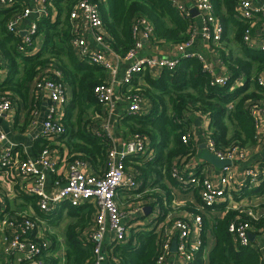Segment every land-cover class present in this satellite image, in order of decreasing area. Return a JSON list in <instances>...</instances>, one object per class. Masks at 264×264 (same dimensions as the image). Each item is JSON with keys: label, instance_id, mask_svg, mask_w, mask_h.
I'll list each match as a JSON object with an SVG mask.
<instances>
[{"label": "trees", "instance_id": "obj_1", "mask_svg": "<svg viewBox=\"0 0 264 264\" xmlns=\"http://www.w3.org/2000/svg\"><path fill=\"white\" fill-rule=\"evenodd\" d=\"M79 1L52 0L48 7L49 15L35 21L34 47L27 48L24 53L18 49L22 44L21 35L8 30L9 23L24 12V2L17 0L10 7L0 4V54L6 72V79L0 84V96L10 99L13 105H26L33 84L47 76L55 77L52 71H58L66 95L70 91L62 118L65 133L55 140L63 155L60 165L82 160L100 174L114 144L103 129V123L106 124L109 118L108 113L94 91L106 83L108 71L100 65L79 59L72 47L74 34L70 13ZM88 1L98 4L106 31L105 42L120 58H124L135 45L133 26L137 18H145L151 24L153 34L150 43L155 46L166 44L175 48L187 42L195 25L196 17H183L169 0ZM209 1L215 17L223 26L222 40L213 47H217L226 69L224 73L230 78L226 86L212 85L213 78L206 71L203 61L178 55L175 57L178 64L174 69L163 68L157 75L147 69L135 77L131 86L119 87L123 99L131 95L142 97L144 110L120 115L117 131L123 132L125 142L136 135L146 138L148 149L153 152L150 160L137 157L126 162L127 168L137 173L140 181V187L127 194L126 201L146 203L150 200L147 205L154 211L158 208L161 211L159 219L164 222L174 201L172 190L164 183L166 180L184 193L192 192L197 205L200 204L199 208L192 204L186 206L203 218L202 247L190 264H264L263 252L256 243L244 247L230 232L232 224L239 226L250 223L255 235L264 233V174L259 175V187L247 186L241 189L242 192L233 193L236 202L245 197L258 200L261 216L257 221L248 215L246 207L228 208L229 200L212 209H203L199 189L179 185L171 174L172 169L178 167L183 176L189 179L191 172L184 171L186 164L201 155L194 142V131H191L195 118L206 119L208 126L203 131H208V137L218 150H247L257 144L255 121L250 108L261 102L264 107V88L258 83V78L264 74V52L244 43L246 32L256 30L252 21L239 19L237 7L240 0ZM50 9L57 12L55 17ZM211 64L213 66V62ZM213 68L214 72L218 71ZM236 81L241 85L233 88ZM186 136L190 140L184 143L183 137ZM52 144L41 139L37 144L38 154L49 146L53 147ZM62 144L69 151L67 155ZM17 151L16 148L13 153L18 154ZM19 159L22 161L26 158ZM8 169L0 166V170ZM196 176L203 179L200 173ZM149 177L151 182H148ZM147 187L150 193L144 192ZM24 200L37 207L38 197H24ZM36 210L40 219L53 225H57L66 210L71 222L67 224L64 236L63 264H87L92 261L93 245L83 237V232L92 225L95 210L91 206L75 208L63 203L52 215H43L38 208ZM138 230H132L131 240L127 244H119L115 248L116 264L156 263L163 231H147L148 226L143 231ZM49 239L52 245L42 258L46 264H61V259L54 255L59 248L57 237L49 236ZM209 240H212L213 247L207 253ZM109 264L115 263L110 261Z\"/></svg>", "mask_w": 264, "mask_h": 264}, {"label": "built area", "instance_id": "obj_2", "mask_svg": "<svg viewBox=\"0 0 264 264\" xmlns=\"http://www.w3.org/2000/svg\"><path fill=\"white\" fill-rule=\"evenodd\" d=\"M15 1L17 0H0V4L10 7ZM34 1L42 8L39 11V18L47 17L49 15L48 7L51 6L52 0ZM169 1L183 17L190 18L192 10H196V18L201 25L203 39L208 44L218 46L223 37V26L215 17L213 6L209 0ZM237 13L240 20L252 21L253 26L261 23L260 26H257L256 33L250 30L246 32L244 43L264 52V0L261 3H254V0H240ZM30 14V8L25 6L22 15L13 19L8 25L10 32L21 35L22 44L18 49L22 53L27 48H33L35 43L33 37L37 31L36 22H33L27 29H17L18 24ZM70 22L74 34L72 47L79 59L100 65L108 71L106 83L96 87L94 94L97 100L105 106L109 116L115 108L114 96L117 88L131 86L135 77L147 69L157 75L163 68L174 69L178 64L175 58L139 57L145 47L144 42H150L152 39L153 28L145 18H137L133 26L134 47L124 58L115 54L116 58L127 65L123 78L118 81L117 69L113 62L103 52L93 51L87 39L81 35V30L87 31L99 45H107L105 42L106 31L98 4L88 0L79 1L70 13ZM196 33L193 25L190 39L175 47L178 55L186 58L196 57L203 61L206 71L213 78L212 85L226 86L230 79L228 74L217 75L211 62L203 55L193 51L194 44H196ZM4 70V62L0 54V73ZM52 73L55 77L47 76L37 80L35 90L39 98H47L51 104L39 138L52 142L53 147L49 146L43 149L35 158L28 157L21 161L18 154L13 153L15 148L4 147L6 138L0 131V166L8 167L13 171L21 184V192L38 197V209L43 215H52L63 203H69L75 208L88 205L95 210L92 225L83 232V237L93 245V259L87 264H109L110 261L116 264L115 248L119 244L125 245L131 240V228L139 222L144 226L143 229L148 226L147 231L155 230L156 233L163 231L160 254L155 264H167L171 257L176 258L175 264H190L194 255L202 247L203 218L201 214L190 213L185 219L167 217L166 223L158 224L156 220L161 213L158 208L154 211L150 221L146 222V220H140L145 214L147 206L145 202L134 203L133 209L127 215L121 211L117 202L120 191L127 195L140 187L138 174L128 169L126 162L137 157H146V160L152 158L153 152L149 151V142L146 138L136 135L119 145L107 132L114 146L108 153L103 172L100 174L86 173L89 166L82 160H75L64 166L65 168H61L60 163L63 161V155L55 140L65 133L62 118L66 103V89L61 82V74L58 71H52ZM258 83L264 88V74L260 75ZM240 85V82L236 81L232 87L236 86L235 88H237ZM125 100L129 102L128 113L136 114L144 110V99L139 95L128 96ZM13 106L10 99L0 96V118L12 114ZM250 113L255 121L258 141L260 133L264 129L262 102L251 106ZM105 125V130L108 131V121ZM206 134L207 152L221 161L230 162V165L221 168L218 179L216 181L210 179L206 172L203 179H199L192 172L187 179L178 167H174L171 174L179 185L194 186L199 189L203 209H212L230 201L232 190L241 191L247 186L250 188L259 187L261 184L259 175L264 174V160L255 161L244 169L242 175H238L235 168L238 163L247 161V150L240 148L231 151L218 150L214 141L208 137V131ZM189 140L188 136L183 137L184 143ZM60 169L66 171L64 182L59 180L53 182L54 187L47 191L46 185L49 178L61 175ZM248 215L255 221L259 218L253 211H249ZM47 228L41 223L38 216L17 211L14 214L7 213L4 196L0 193V233L5 236L3 252L8 257V264H12L14 261L18 264H46L42 257L52 245L47 235L49 232ZM230 232L236 236V241L244 247L254 243L250 238V235L254 233V227L250 223H243L239 226L232 224ZM174 242L177 245L175 255L172 250Z\"/></svg>", "mask_w": 264, "mask_h": 264}, {"label": "crops", "instance_id": "obj_3", "mask_svg": "<svg viewBox=\"0 0 264 264\" xmlns=\"http://www.w3.org/2000/svg\"><path fill=\"white\" fill-rule=\"evenodd\" d=\"M20 1H23L25 6L27 8H30L31 10L30 16L23 19L17 26V29L24 30V29H27L33 22H35L40 17L39 11L42 8L34 0H20ZM261 2L262 0H254V3H261ZM51 11H52L53 17H55V15H57V12L54 9ZM260 25L261 23H258L255 26V30H256L255 33L258 31L256 29L257 26H260ZM194 27L197 33H196V41H195L196 44H194L195 46H194L193 51L203 55L211 63L213 62V66L218 69V71L216 72L217 75L223 74L226 69L224 68V64L220 59V55L218 53L217 47H213L212 44H208L203 39L202 28L197 18H195ZM81 33H82L81 35L87 39L93 51L103 52L107 56V58H109L113 62L114 66L117 69V80L120 81L125 74V69L127 67L126 63L116 58L115 53L112 51V49L108 45H105V44L99 45L97 42L94 41L92 35L88 33L87 31L81 30ZM144 46L145 47L143 51L139 55L140 58H156V59L168 58L170 59V58H175L178 56L176 49L172 45L163 44L161 46H155L151 44L150 42H144ZM5 79H6V72L4 70L2 73H0V84L3 83ZM69 97H70V91L67 92L66 99L68 100ZM114 105H115V108H114L112 115L115 116L114 120H116V122L111 123L109 122V118H108L107 120L108 121V131L105 130L106 125L104 123H103V129L105 132L110 133V135L113 137L114 141L117 144L121 145L124 141L123 134H122L123 132L117 131L116 129L117 121L120 115L128 112L129 102H127L125 99L122 98L119 88L116 89V93L114 96ZM50 106H51L50 101L47 98H39L35 90V83H34L32 86L31 96H30V100L28 101V103L26 105L25 104H20L19 106L14 105L13 106L14 111L12 114L7 115L5 118H0V131L5 135V138H6V140L4 141V147L5 148L12 147L15 149L17 148L18 156L21 159H25L28 157L35 158L39 153L37 149L38 148L37 144L41 142V139L39 138V136L42 132L43 122L45 121L46 116L49 113ZM196 120L201 121L199 126L195 125ZM205 128H207V124L204 121H202L201 118L194 119V127H193L194 134H195L194 142L197 147V152H199V154L201 155L198 154L199 155L198 157H195L189 160L191 164L189 165V167H187L189 163L188 162L186 164V167L190 168L192 166H195L194 167L195 169L203 168V172H206L207 177L216 181L218 177L220 176V171L222 167L220 166L218 167V165H214L210 163L207 157H205V154L207 153V149L205 147L206 146L205 139L207 136H206V132L203 131V129ZM62 148H63L64 153L67 155L69 153L67 147L64 144H62ZM247 154H248L247 161L243 163H238L235 168L236 174L238 175H242L244 172V169L248 165L254 163L256 160L257 161L264 160V129L260 133L259 140L257 141L256 146L252 149L250 148L247 149ZM61 168H65L64 165H61ZM60 170H61V175L55 176L53 178L52 177L49 178L47 185H46L47 191L52 190V188L54 187L53 182L58 181V180L64 182L66 171L64 172V169H60ZM86 173L97 174L98 172H96L95 169L89 166L86 169ZM151 181L149 177L148 182H151ZM164 183L168 185V187L172 190V194L174 196V201L172 202V205L169 208L167 217L172 218V219L174 218L185 219L186 217H188L190 213H193L191 210L186 208L187 205L192 204L198 208L200 207V204L197 205L195 196L192 192L184 193L180 191L177 187L171 186L168 182H166V180H164ZM20 191H21V184L18 181L16 175H14L13 171L11 169L10 170L9 169L0 170V193L4 196L6 206L8 207L7 213L14 214V212L16 211L24 212L23 209H28L26 211L27 214H30L32 216H39L36 210V208H38L37 203H36L37 207L35 208L34 205L31 204L29 201L24 200V197H31V196L23 192L21 193ZM150 191L151 190L149 189V187L144 189V192L146 193H150ZM237 191L239 193L242 192V191L236 190L234 194H236ZM22 194H24V197L22 196ZM244 199H248V197L242 198V200ZM252 200H249V201L251 202ZM241 201L236 202L233 200L234 203L239 205L238 208L246 207L248 211H253L255 214L258 215V217L261 216L260 209H258V212H256L253 209L255 206L251 205L250 202L247 205L241 206L240 205ZM149 202L151 201L150 200L146 201V204ZM129 205H132V204H129ZM259 205L260 204L258 202V206ZM228 208H235V207H228ZM145 209H150V212L148 216H146L145 218L142 217L143 218L142 220H146V222H149L150 218L153 217L154 210L148 205L146 206ZM40 220H43V219H40ZM166 220L164 222L160 221L159 216H158L156 222L158 224H162V223H166ZM133 222L135 221L133 220ZM48 233L49 232H47V235ZM252 234L255 235V231ZM4 237H5L4 234L0 233V262L1 264H8V257L3 252L4 251ZM64 240L63 239L57 240L59 242V248H58L59 250H57V252L55 253L58 256L60 255L62 259H64L65 257L64 256L65 255ZM253 242L256 243L257 247H259L262 250L263 255H264V233L259 232L258 235H255V239ZM212 247H213V242L212 240H209L208 247H207V253L210 252ZM60 248H62V251ZM174 255H175V252H174ZM175 263H176L175 257H171L167 262V264H175ZM12 264H18V263L14 261Z\"/></svg>", "mask_w": 264, "mask_h": 264}, {"label": "rangeland", "instance_id": "obj_4", "mask_svg": "<svg viewBox=\"0 0 264 264\" xmlns=\"http://www.w3.org/2000/svg\"><path fill=\"white\" fill-rule=\"evenodd\" d=\"M113 114V112H111V114H110V116L108 115V117H109V122H111V123H114V122H116V120H114L115 119V116L114 115H112ZM112 118V119H111ZM202 121H204L206 124H207V126H208V122L206 121V119H204L203 118V120ZM206 129V128H205ZM191 131H194V129H193V127L191 128ZM112 133H113V131H112ZM206 140V139H205ZM206 144V143H205ZM259 160V159H258ZM257 161V160H256ZM191 164V162H189L188 163V165H187V167H189V165ZM249 166V165H248ZM186 167V168H187ZM195 166H192V167H190V168H188L187 170L188 171H190V172H192V173H194V175L196 176L198 173H200L202 176H204L205 175V172H203V169H195L194 168ZM185 168V169H186ZM186 171V170H185ZM197 177H199V176H197ZM233 193H235V190H232L231 191V200H230V202H229V206L228 207H235V208H233V209H236V208H238V206L239 205H237L236 203H234L233 202ZM126 195L125 194H122L121 193V191L119 192V195H118V204H119V206H120V208H121V211L123 212V213H125V215H127L131 210H132V208H133V206H134V203H135V201L134 200H130V201H126ZM249 200L248 199H244V200H242L241 201V203H240V205L241 206H244V205H247V204H249ZM129 204H132V205H129ZM250 204L251 205H254L255 207L253 208L256 212H258V209L260 208L259 206H258V200L256 199V198H254L251 202H250ZM62 206V205H61ZM30 207V206H29ZM28 209H23V213H25L26 211H27ZM58 213V212H57ZM56 213V214H57ZM26 214H27V212H26ZM30 215V214H29ZM58 215V214H57ZM180 219H182V218H180ZM141 221H142V219H140ZM139 220V221H140ZM69 222H71V220L67 217V212H66V210H64V212H63V218L57 223V225H53V224H50L48 221H43V220H41V223H43L46 227H48L47 229H49V233H48V236H56L57 237V240H60V239H63L64 240V236H65V232H66V226H67V224L69 223ZM92 223H93V219H92ZM143 225L139 222V223H137V224H134L133 226H132V228H131V230H137V229H139L138 231H143L144 229H143ZM136 228V229H135ZM131 234H132V232H131ZM61 249V251H62V248H60ZM64 249V248H63ZM59 250V249H58ZM65 251V250H64ZM54 255H55V253H54ZM57 255V254H56ZM58 256V255H57ZM65 256V255H64ZM58 258H60L61 259V264H63V259H62V257L59 255L58 256ZM105 264H108V263H105Z\"/></svg>", "mask_w": 264, "mask_h": 264}, {"label": "water", "instance_id": "obj_5", "mask_svg": "<svg viewBox=\"0 0 264 264\" xmlns=\"http://www.w3.org/2000/svg\"><path fill=\"white\" fill-rule=\"evenodd\" d=\"M191 13H192V15H193L194 17L197 16V12H196V10H192ZM24 36H25V35H24ZM200 123H201L200 120H196V121H195V125H196V126H199ZM205 147H206V146H205ZM205 157H207V159H208V161H209L210 163H212V164H214V165H218V167H219V166H220V167H224V166H226V165H230V162H228V161H221V160H219L218 158H216L215 156H213L212 154H210L209 152H207V153L205 154ZM149 212H150V209H145V214H144L143 218H145L146 216H148ZM250 238H251V241L253 242L254 239H255V235L252 234V235L250 236ZM172 250H173V252H176V250H177L176 242L173 243V245H172Z\"/></svg>", "mask_w": 264, "mask_h": 264}]
</instances>
